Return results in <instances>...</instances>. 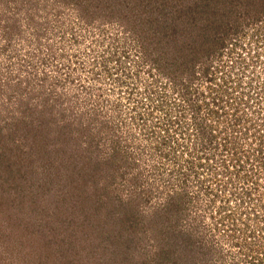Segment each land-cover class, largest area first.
Returning a JSON list of instances; mask_svg holds the SVG:
<instances>
[{
  "label": "rangeland",
  "instance_id": "1",
  "mask_svg": "<svg viewBox=\"0 0 264 264\" xmlns=\"http://www.w3.org/2000/svg\"><path fill=\"white\" fill-rule=\"evenodd\" d=\"M0 264H264V0H0Z\"/></svg>",
  "mask_w": 264,
  "mask_h": 264
},
{
  "label": "built area",
  "instance_id": "2",
  "mask_svg": "<svg viewBox=\"0 0 264 264\" xmlns=\"http://www.w3.org/2000/svg\"><path fill=\"white\" fill-rule=\"evenodd\" d=\"M231 45L229 46V49L227 48L224 49V51L221 53V56L219 57V61L217 60L212 62L211 65L207 68L208 69L207 77L210 78V75L212 76L213 78L212 82L214 85H211L210 82L201 83V81H199L201 85L203 84V86L205 87L208 84L209 87H213V88L217 87L218 85L220 91L229 90L228 87L231 84L234 85L235 80L238 77H240L241 75L240 71H242L245 67H246L245 69L254 68L253 66L258 67L261 64L262 58L260 56L261 50L259 49V44H257L256 46L249 47L251 48L249 50H244L245 52H247L244 54L241 53V50L237 53L234 52L232 54V50L235 49L232 48L233 44ZM226 52L229 53L227 54ZM196 85L201 87L199 84ZM202 95L204 97L203 99L209 98V99H214L215 101L216 99H221V96L218 93L216 94L214 91L212 92L210 90L208 91L207 94L206 92H203Z\"/></svg>",
  "mask_w": 264,
  "mask_h": 264
},
{
  "label": "trees",
  "instance_id": "3",
  "mask_svg": "<svg viewBox=\"0 0 264 264\" xmlns=\"http://www.w3.org/2000/svg\"><path fill=\"white\" fill-rule=\"evenodd\" d=\"M218 55H219L218 53H215V56H216V57H217ZM218 58H219V57H218ZM211 63H212V62H209V63H208L207 68L211 65ZM196 73H197V72H196ZM196 73H195V74H196ZM195 82H196V80H195Z\"/></svg>",
  "mask_w": 264,
  "mask_h": 264
},
{
  "label": "flooded vegetation",
  "instance_id": "4",
  "mask_svg": "<svg viewBox=\"0 0 264 264\" xmlns=\"http://www.w3.org/2000/svg\"><path fill=\"white\" fill-rule=\"evenodd\" d=\"M220 48L217 50V52L216 53H218L219 55L218 56H221V53H222V51H220Z\"/></svg>",
  "mask_w": 264,
  "mask_h": 264
}]
</instances>
